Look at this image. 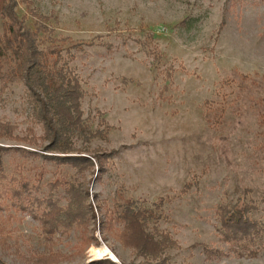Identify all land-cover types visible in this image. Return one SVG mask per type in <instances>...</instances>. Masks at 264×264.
<instances>
[{
	"label": "rangeland",
	"instance_id": "374dc122",
	"mask_svg": "<svg viewBox=\"0 0 264 264\" xmlns=\"http://www.w3.org/2000/svg\"><path fill=\"white\" fill-rule=\"evenodd\" d=\"M16 3L18 18L32 30L47 18L48 32L38 33L41 49L51 46L49 37L65 38L63 48L81 43L68 66L85 92V123L103 135L74 136L73 146L110 157L102 172L97 165L83 173L56 165L31 117L26 84L9 82L0 120L15 125L14 136H30L32 128L37 139L0 140L18 147L3 154L7 177H23L32 187L21 200L3 199L0 260L36 264L39 254L52 251L61 255L55 264H86L97 260L91 247L105 246L117 264H144L105 224L110 211L132 199L147 207L162 202L157 226L177 243L165 251L174 264H264V235L250 245L227 243L216 215L218 206L251 204L247 216L264 225V0ZM2 22L0 16V35ZM55 179L63 184L49 191ZM69 183L83 196L87 222L60 227L48 248L39 221L44 205L35 198L52 192L65 207ZM249 249L257 255L248 256Z\"/></svg>",
	"mask_w": 264,
	"mask_h": 264
},
{
	"label": "trees",
	"instance_id": "16d2710c",
	"mask_svg": "<svg viewBox=\"0 0 264 264\" xmlns=\"http://www.w3.org/2000/svg\"><path fill=\"white\" fill-rule=\"evenodd\" d=\"M16 0H0V16L2 17L3 33L0 35V99L7 88V84L14 79L23 81L28 89V96L32 102L31 117L39 123L42 129L40 139L47 142L45 150L51 154L46 155L56 165L68 164L77 172L89 171L97 165L99 172L103 171V164L107 160L105 153L83 154L76 151L72 139L81 137L85 141L102 136V130L91 132L83 119L81 101L84 90L80 78L68 64L74 58L72 49L81 50V43L70 44L63 48L65 38L54 39L47 50L38 44V33L48 32L45 24L47 18L37 20L34 30L27 27L24 20L18 18L15 11ZM63 52L66 53L65 58ZM15 125L0 120V140L22 139L35 142L32 128H28L30 136L18 138L13 135ZM12 146L0 144V210L3 199L11 196L23 199L25 192L32 188L23 178H8L4 170L3 154ZM108 157H110L108 155ZM107 157V158H108ZM15 181L17 186L8 187V183ZM62 181L55 179L47 183L48 190L52 191L62 185ZM185 190V189H183ZM71 199L65 207L57 204L52 192L44 199H36L38 205H44V210L39 217L41 231L47 247L53 244V236L63 227H82L86 224L88 208L85 207L80 190L73 183L65 187ZM184 192V191H183ZM76 203L77 206L73 207ZM161 203L152 207L139 205L135 200L127 199L124 206L115 211H110L108 221L109 230H114L116 240L126 248L144 259V264H174L165 253L166 249L175 247L176 241L169 233L160 230L157 226L162 219ZM253 205L243 203L228 207L218 206L216 215L222 230V239L233 245L253 244L261 235H264V225L251 220L247 214ZM91 209V208H90ZM152 222L151 229H148ZM115 223L120 227L114 228ZM237 255H243L242 249L234 248ZM248 256H256L254 249L246 251ZM60 253L49 251L48 254H39L36 264H55L61 258ZM0 264H4L0 260ZM86 264H117L109 258L92 260Z\"/></svg>",
	"mask_w": 264,
	"mask_h": 264
},
{
	"label": "bare ground",
	"instance_id": "6f19581e",
	"mask_svg": "<svg viewBox=\"0 0 264 264\" xmlns=\"http://www.w3.org/2000/svg\"><path fill=\"white\" fill-rule=\"evenodd\" d=\"M89 256L92 257V259H101L104 258L106 256H110L114 261H116V256L109 251V249L105 246H101V247H91L88 251Z\"/></svg>",
	"mask_w": 264,
	"mask_h": 264
},
{
	"label": "water",
	"instance_id": "95a60500",
	"mask_svg": "<svg viewBox=\"0 0 264 264\" xmlns=\"http://www.w3.org/2000/svg\"><path fill=\"white\" fill-rule=\"evenodd\" d=\"M106 258H109V259H111L112 261H114L110 256H107ZM92 261V260H91Z\"/></svg>",
	"mask_w": 264,
	"mask_h": 264
}]
</instances>
